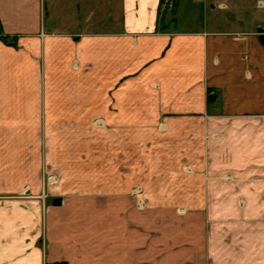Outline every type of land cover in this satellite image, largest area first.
<instances>
[{
	"label": "crops",
	"instance_id": "crops-1",
	"mask_svg": "<svg viewBox=\"0 0 264 264\" xmlns=\"http://www.w3.org/2000/svg\"><path fill=\"white\" fill-rule=\"evenodd\" d=\"M174 1L0 0V264H264V14Z\"/></svg>",
	"mask_w": 264,
	"mask_h": 264
},
{
	"label": "rangeland",
	"instance_id": "rangeland-1",
	"mask_svg": "<svg viewBox=\"0 0 264 264\" xmlns=\"http://www.w3.org/2000/svg\"><path fill=\"white\" fill-rule=\"evenodd\" d=\"M100 5L101 2L103 0H98ZM207 1L209 0H180V5L179 8L177 10V12H175L173 14V16L176 18L175 22L172 20L166 22L165 24L169 27H178V28H191V27H201L203 25H206L205 23H203V14L205 12V14H211L210 13V8L208 6V4L211 1L214 0H210V2L207 4ZM217 1V0H216ZM228 3H231L230 1L233 0H225ZM235 3L237 5H241L239 2H243L242 0H234ZM206 2V3H205ZM163 3V0H162ZM249 3L252 5L251 7L249 6ZM256 3L259 4V0H247V7L245 6L242 10H245L244 13L247 12H251L252 10L254 12H257L258 14H264V8H256ZM116 4H117V0H116ZM205 4V7L203 6ZM163 5V12H167L169 14L171 12V7L169 5H165L164 3ZM232 11L235 9H228V8H222V13L224 14H228V11ZM81 12H83L81 10ZM252 13V12H251ZM169 16V15H168ZM209 19V18H208ZM208 26H213L215 25L212 22H209V24H207ZM217 25H220V27H222V29H234L237 26H241L242 27H254V26H261L262 24L260 23H230V22H220L217 23ZM92 124L94 126H101V125H105L103 123V120L101 119H94L92 120ZM46 136L45 134H41V143H42V147H41V167H40V179H41V192L43 191V187H44V179L46 180V192L49 194L48 196L53 197L56 195V190L54 189V183H56L57 181L60 180V173L59 170L55 167V165L50 162L47 158V152H48V146H47V141H46ZM51 176V177H50Z\"/></svg>",
	"mask_w": 264,
	"mask_h": 264
},
{
	"label": "built area",
	"instance_id": "built-area-1",
	"mask_svg": "<svg viewBox=\"0 0 264 264\" xmlns=\"http://www.w3.org/2000/svg\"><path fill=\"white\" fill-rule=\"evenodd\" d=\"M163 3L165 5H169L170 7H172L173 5V0H163ZM51 177V176H50ZM49 194L46 192V180L44 179V187H43V191L41 192V196L43 198H45L46 196H48Z\"/></svg>",
	"mask_w": 264,
	"mask_h": 264
},
{
	"label": "water",
	"instance_id": "water-1",
	"mask_svg": "<svg viewBox=\"0 0 264 264\" xmlns=\"http://www.w3.org/2000/svg\"><path fill=\"white\" fill-rule=\"evenodd\" d=\"M260 30H263L262 28H259ZM61 202V197L56 196L53 198V203L54 204H59Z\"/></svg>",
	"mask_w": 264,
	"mask_h": 264
},
{
	"label": "trees",
	"instance_id": "trees-1",
	"mask_svg": "<svg viewBox=\"0 0 264 264\" xmlns=\"http://www.w3.org/2000/svg\"><path fill=\"white\" fill-rule=\"evenodd\" d=\"M175 5H176V1L173 2V5L171 7V10L172 9H175ZM52 264H65L64 262H55V263H52Z\"/></svg>",
	"mask_w": 264,
	"mask_h": 264
}]
</instances>
